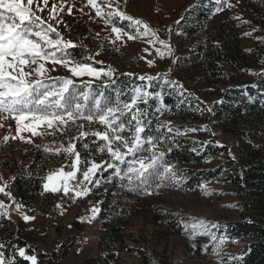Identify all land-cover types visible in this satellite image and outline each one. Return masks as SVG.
<instances>
[{
  "label": "trees",
  "instance_id": "trees-1",
  "mask_svg": "<svg viewBox=\"0 0 264 264\" xmlns=\"http://www.w3.org/2000/svg\"><path fill=\"white\" fill-rule=\"evenodd\" d=\"M116 19L112 18L115 26L141 35L143 26L135 25V19ZM262 23L264 0H195L174 26L171 38L176 48L167 58V69L152 74L114 68L108 81L72 79L74 93H103L104 105L119 104L126 124L122 135L131 137L132 116L138 115L145 127L142 140H152L138 155L163 152V163L171 166L175 177L171 173L151 176L142 185L135 178L131 182L121 179L115 169L105 166L91 183L80 185L89 189L84 198L76 196L72 186L68 194L55 193L44 185L58 168L71 167L75 156L63 151L69 143L80 153L82 171L92 161L118 163L98 150L104 143L99 138L90 134L73 139L81 130L91 133L103 130V125L78 120L62 130L55 126L44 130L22 143H13L10 137L0 140V186L11 196L10 200L0 192V202L46 218L58 208L75 209L84 201L93 215L88 208L83 211L81 218L87 213L89 219L87 225L81 223V230L73 214L69 230L78 233L91 228L96 245L93 256H82L76 235L60 240L47 252L28 221H14L0 208L4 264H32L19 255L20 249L34 256L36 264H61L69 254L74 264H185L203 259H213L215 264H264V29L258 26ZM247 31L260 33L263 40L246 47ZM85 47L66 49V58L101 69ZM102 50L114 61L126 59L111 43H102ZM51 78L49 83L64 77ZM136 88L152 95L147 103L138 100L131 111L124 109ZM91 96L88 102L80 99L87 104L86 114L95 110ZM82 171L74 182L83 180ZM215 195L232 196L237 212L206 215L200 200ZM182 196L194 199L184 203Z\"/></svg>",
  "mask_w": 264,
  "mask_h": 264
},
{
  "label": "snow or ice",
  "instance_id": "snow-or-ice-1",
  "mask_svg": "<svg viewBox=\"0 0 264 264\" xmlns=\"http://www.w3.org/2000/svg\"><path fill=\"white\" fill-rule=\"evenodd\" d=\"M34 3L36 0H27V6H25L24 0H0V115L7 114L3 117L4 119L11 117L15 120L18 134L28 131L33 135H39L40 133L36 130L41 126H47V128L55 126V130H62L70 124H75L78 120L87 121L89 124L94 121L98 122L104 126L103 130L91 133L81 130L79 137L73 139L85 138L90 134L99 138L104 143L102 146L98 145V150L100 152L106 151L113 161L118 162L108 163L105 161L104 164H98L92 161L90 166L82 171L79 167L81 164L80 153L75 150V144L69 143L63 151L75 156L71 164L73 171L64 172L63 169H60L50 174L47 180L51 183V191H58L57 183L63 182V191L68 194L70 190L69 181L77 180L78 172L82 171L83 180L78 182L77 187L84 181L91 183L97 171L105 166L115 169V175L120 176L121 179L126 177L131 182L135 178L142 185L147 184L151 176L162 177L171 173L175 177L171 166H166L163 163V152L158 155L153 152L150 157L138 155L144 150L145 143L152 144L150 138L146 141L141 138V134L145 132V127L138 115L132 116L135 125L133 126L134 131L129 129L132 131L129 138L122 135L126 127L125 122L121 120L124 111L119 107V104L116 106L104 105L103 93L97 96H91L89 92L84 91L74 93L72 79L58 78L49 83L52 78L45 75L48 71L46 68L48 63L67 67L74 77L92 76L99 78L101 72L90 64H73L70 59L66 58L65 50L74 45L71 41H65L51 24H48L46 28L43 27L44 21L32 10L31 6ZM87 3L95 9L96 16L104 19L106 24L113 23V16L128 20L133 19L132 17H125L118 10L106 13L105 6L98 4L97 0H87ZM43 4L47 7L48 0H43ZM52 7L55 11L56 6L53 5ZM106 7H111L110 0ZM37 10L43 11L39 3H37ZM68 11L70 12L71 9ZM52 19H55V16H52ZM134 24L143 26L145 31L142 35L146 36L151 31L148 25L143 24L140 20H135ZM112 32L116 33V39H120L122 33L128 39L136 38L125 32L123 28L115 26L114 23ZM152 34L155 36V33ZM159 43L170 49V45L164 41H159ZM157 52L161 56L164 55L159 50ZM57 53H61V55L58 56ZM151 63L152 61H149L150 65ZM103 74L111 75L110 72ZM140 79L143 80L145 77H140ZM147 79L151 81L153 78L147 77ZM133 91L135 94L131 97V102L123 105V108L129 111L136 106L138 100L147 103L148 98L152 95L141 88H136ZM90 96L92 108L95 110H89L86 114L87 104L81 103L80 99L88 102ZM137 113H139V109H137ZM79 127L83 129L84 125H79ZM84 147L88 148V145L85 143ZM128 156H131L132 159L126 160ZM121 164H127L128 167L121 169ZM122 171L123 176H121ZM96 183L99 184V181L97 180ZM44 187L49 189V184L46 183ZM88 191L89 189L84 186L81 191L76 192V196L86 195ZM0 192L9 195L3 187H0ZM3 207V202H0V208ZM24 219L27 220L29 217L25 216ZM199 225L203 226V221L199 222ZM195 227L196 225H193V230ZM19 255L32 261V264H36V258L26 256L24 249L19 250ZM2 257L3 254L0 253V264H4Z\"/></svg>",
  "mask_w": 264,
  "mask_h": 264
},
{
  "label": "rangeland",
  "instance_id": "rangeland-1",
  "mask_svg": "<svg viewBox=\"0 0 264 264\" xmlns=\"http://www.w3.org/2000/svg\"><path fill=\"white\" fill-rule=\"evenodd\" d=\"M194 1L195 0H110L111 7H106L109 4V0H97L98 4L105 6L106 13L118 10L125 17H132L135 20L142 21L143 24L148 25V28L151 30L146 36L142 35L145 31V29L142 28V30L140 29L141 35L135 32L131 34L136 37L134 39H128L123 33L120 39H116V33L112 32L113 25L111 23L106 24L104 19L96 16L95 9L87 3V0H48L47 7L44 6L43 0H36V3L31 6L35 14L40 16L45 24H51L56 28L65 41H71L74 46H86L89 51V58L101 66V69L97 70L101 72L99 78L92 76L74 77L67 67L48 63L46 65L48 69L45 73L46 77L61 76L66 79H82L87 82L104 78V80L108 81L111 75H104L103 73H112L114 68L121 69L122 71H129L131 73L149 71L152 74H155L156 71L161 68L167 69V58H169V56L171 57V54L176 48V44L171 38V36H173L174 26L177 24L181 13L185 12ZM24 3L25 6H27V0H24ZM37 3H39L43 11L37 10ZM53 5L56 6L55 11L53 10ZM68 9H71V11L69 12ZM52 16H55V19H52ZM114 17H117L116 22H121V20H123L118 16H113L112 18ZM258 26L264 29V23ZM249 28L251 30V27ZM152 33H155V36H153ZM247 33L248 35H246L244 40V45L246 47L250 46L253 42L260 43L263 40L261 35H259L260 33L251 34L250 31H247ZM261 34L264 35V31H262ZM113 41H115V43H113ZM159 41H164L166 44L170 45V49L165 48ZM104 42L107 46L111 43V46L122 53L126 59L112 60L110 56L106 55L107 52L101 51V44ZM157 50L163 52L164 55H159ZM163 57L166 59L164 60ZM149 61H152L151 65ZM155 62H157L156 65H153ZM73 64H75V62H73ZM26 70L29 69L26 68ZM32 78L34 79L35 77ZM0 125H2L0 126V140H8L5 138L10 137L9 140L11 142L22 143L24 140L36 136L28 131H23L18 134L14 119H4L0 116ZM44 130H50V128L41 126L37 128L36 131L40 133ZM21 137H24V139H21ZM224 140L231 144L229 138H225ZM60 169H63L64 172L73 171L72 166L60 167L57 171ZM74 181L75 180L69 181V191L74 190L76 195V192L81 191L84 186L77 187L78 182ZM46 183L49 184V189L46 190L51 191V183L48 180H46L45 184ZM71 186L73 190L70 188ZM57 187L59 190L55 193L63 192L64 194L63 182H58ZM84 196L85 195H81L78 197L84 198ZM9 198L11 200L10 194ZM193 199V197L182 196L181 201L187 203ZM234 201L235 199L230 195H215L201 199L200 207L206 215L217 214L218 212L234 214L238 210L237 206L232 205ZM83 203L84 201L79 202L75 209L58 208L53 215L46 218L39 217L28 211L20 210L15 206L9 207V204L4 205L3 208L6 210V215L10 213V218L14 221H17L19 218L24 219L25 216L29 217V219L24 220L28 221L29 226L35 230V236L39 238V242L43 244L45 251L49 252L53 248H56L60 240L64 238L77 235L79 237L78 253L82 256H93L96 253V245L91 228L87 227L86 230L77 233L69 230L70 228L68 226L73 214L78 218L80 222L79 228L81 230L83 228L81 223L87 225L89 219L87 216L90 215L91 217L93 212H91L92 208L90 209L88 204ZM86 208H88L87 212L90 213H88L89 215L86 213L85 217L81 218ZM58 234H60V237ZM61 264H74L72 254L62 259ZM185 264H215V262L213 259H203L200 261L191 260Z\"/></svg>",
  "mask_w": 264,
  "mask_h": 264
}]
</instances>
